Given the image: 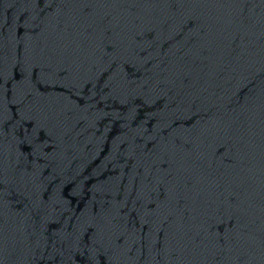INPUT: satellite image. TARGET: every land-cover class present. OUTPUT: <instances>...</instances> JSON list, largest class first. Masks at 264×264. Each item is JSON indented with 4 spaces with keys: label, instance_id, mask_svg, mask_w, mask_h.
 Segmentation results:
<instances>
[{
    "label": "water",
    "instance_id": "95a60500",
    "mask_svg": "<svg viewBox=\"0 0 264 264\" xmlns=\"http://www.w3.org/2000/svg\"><path fill=\"white\" fill-rule=\"evenodd\" d=\"M0 264H264V0H0Z\"/></svg>",
    "mask_w": 264,
    "mask_h": 264
}]
</instances>
